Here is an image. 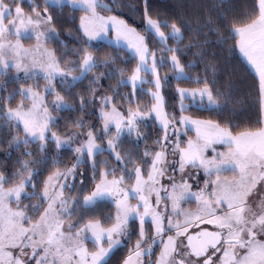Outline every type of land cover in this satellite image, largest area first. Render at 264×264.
Listing matches in <instances>:
<instances>
[{
  "label": "snow or ice",
  "instance_id": "obj_1",
  "mask_svg": "<svg viewBox=\"0 0 264 264\" xmlns=\"http://www.w3.org/2000/svg\"><path fill=\"white\" fill-rule=\"evenodd\" d=\"M0 264H264V0H0Z\"/></svg>",
  "mask_w": 264,
  "mask_h": 264
},
{
  "label": "trees",
  "instance_id": "obj_2",
  "mask_svg": "<svg viewBox=\"0 0 264 264\" xmlns=\"http://www.w3.org/2000/svg\"><path fill=\"white\" fill-rule=\"evenodd\" d=\"M159 2L161 4H166L167 6H176L180 2V0H159ZM184 2H191V0H184Z\"/></svg>",
  "mask_w": 264,
  "mask_h": 264
},
{
  "label": "rangeland",
  "instance_id": "obj_3",
  "mask_svg": "<svg viewBox=\"0 0 264 264\" xmlns=\"http://www.w3.org/2000/svg\"><path fill=\"white\" fill-rule=\"evenodd\" d=\"M25 46H27V44ZM161 74L163 75V73H161ZM186 207H187V205H186Z\"/></svg>",
  "mask_w": 264,
  "mask_h": 264
}]
</instances>
